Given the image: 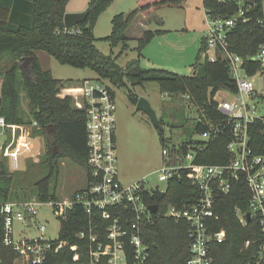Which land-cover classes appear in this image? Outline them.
I'll return each mask as SVG.
<instances>
[{
	"label": "trees",
	"instance_id": "16d2710c",
	"mask_svg": "<svg viewBox=\"0 0 264 264\" xmlns=\"http://www.w3.org/2000/svg\"><path fill=\"white\" fill-rule=\"evenodd\" d=\"M70 0H0V62L7 61L3 73L4 81L0 93V114L14 123L31 124L32 134L41 135L45 140V153L30 161L25 171H11L5 161L0 160V203L12 200H29L36 196L42 202L58 201L56 189L60 182L62 165L71 160L88 172V145L86 138V102L83 86L86 79H59L50 69L44 68L39 51L54 56L60 63L79 68H88L107 78L112 84L129 89V98L136 102L135 93L128 82L143 86L146 82L157 81L165 93H181L200 110L194 124L195 131L202 133L209 126L200 118L221 124L222 132L210 141H203L193 135L180 142L202 144L199 161L209 164L227 163L230 159L228 144L232 139L228 118L217 109L215 95L220 89L237 91V82L231 74L226 59L210 61L204 59L191 74H181L165 68L144 67L137 59L120 66L113 53L106 54L96 45L94 25L103 9L112 0H91L87 8L86 20L72 29L64 23L67 4ZM205 4L221 12L217 0H207ZM182 6L183 0H139L138 8L130 15L116 14L112 33L103 38L112 47L124 43L128 38L126 30L133 16L139 12H151L164 6ZM234 8L237 4H233ZM233 8V9H234ZM246 22H238L229 37L230 51L244 58V68L248 74L260 69L253 57L264 43V5L261 0L247 13ZM263 20V23L261 22ZM158 32V31H157ZM156 31L147 30L139 38L140 52L153 40ZM205 42L202 39V49ZM32 56L30 71L25 70L24 57ZM9 65V66H8ZM32 72V74H30ZM22 91L24 94L22 95ZM22 98L28 100L27 119L21 107ZM262 123L253 126V145L259 154H264V133ZM53 129L51 133L49 130ZM252 130V128H251ZM162 135L163 129L159 130ZM163 138V135H162ZM168 143V139L163 140ZM163 144V145H165ZM38 159V162L35 161ZM199 189L185 174L173 177L167 183V191L162 199L146 190L144 198L159 209L151 221L143 224V236L150 251V264H187L190 257L189 224L167 216L168 204L189 205L197 201ZM251 191L246 179L239 180L227 194H221L215 205L219 219L215 229L225 228L224 242L213 244V264H260L259 246L262 231L259 218L253 216L246 224L240 221L237 208L250 211ZM112 216L105 219L102 212L95 210L91 215L82 204L68 208L61 219L59 237L52 241L53 248L45 260L38 264H89L90 231L103 241H107V227L115 216H136L125 208H110ZM131 213V214H130ZM4 219L0 216V234ZM85 231L86 236L79 234ZM250 240L251 243L246 245ZM62 245L59 249V245ZM77 246V250L72 247ZM76 252L80 259L75 260ZM17 253L9 247L0 246V264H17ZM100 264H107L101 261Z\"/></svg>",
	"mask_w": 264,
	"mask_h": 264
},
{
	"label": "built area",
	"instance_id": "2783aa9c",
	"mask_svg": "<svg viewBox=\"0 0 264 264\" xmlns=\"http://www.w3.org/2000/svg\"><path fill=\"white\" fill-rule=\"evenodd\" d=\"M256 2L257 0H217L222 8L221 12L206 4L204 59H226L237 82V91L226 89L225 98H215L217 109L227 116V124L231 125L232 139L228 144L231 155L227 163L200 162L198 159L203 149L202 144L189 143L181 146L180 143L168 142L162 147L163 165L159 175L160 180L166 183L165 188L157 186L149 190L143 181L125 184L120 179L119 172L116 94L111 85L102 80H85L83 96L87 117L88 188L73 199L49 202H54L51 203L54 211L56 206L66 208L61 214H57L59 218L75 204H82L90 215L95 210L101 211L105 219L111 218V207L130 209L136 216L133 222L130 221V215L115 216L107 227V241L90 231L89 264H100L101 261H107V264H150V251L143 236V224L151 221L155 212L150 210L152 204L144 198V192L148 190L156 195V189L159 188L166 194L169 180L183 174L197 186L199 197L189 205L170 203L165 213L177 221L185 220L189 224L191 254L187 264L214 263L213 244L224 242L227 238L225 228L215 229L219 219L215 209L216 201L221 194L229 193L243 177L251 191L250 211L242 212L237 208V215L243 224L248 222V214L251 219L253 216L259 218L262 238L258 260L260 264H264V154L256 152L252 141L256 122L262 123L264 133V115L256 113L258 101L264 106V82L258 88L254 81L255 76L264 81V43L253 57L260 64V69L254 74H248L243 66L244 58L229 49L231 33L238 22L249 20L247 13ZM261 2L264 5V0ZM233 4L237 6L234 8ZM230 93L235 96H230ZM200 121L205 122L209 128L201 133L202 139L199 140L210 141L222 132V126L218 122L204 118H200ZM35 125L37 124L10 122L0 114V159H6L13 171L25 169L29 159L39 157L45 151L43 136L32 134V127ZM38 205L34 199L0 203V216L4 219L0 246L9 247L17 253V264L41 263L53 248L54 239L43 235H20L15 230V224L24 221L26 214H38ZM44 228L42 226V230ZM79 235L85 237L86 233L81 231ZM250 243L248 240L246 245ZM61 246L60 244L57 249ZM72 248L77 250V246ZM80 257V253L76 252L74 259L79 260Z\"/></svg>",
	"mask_w": 264,
	"mask_h": 264
},
{
	"label": "rangeland",
	"instance_id": "374dc122",
	"mask_svg": "<svg viewBox=\"0 0 264 264\" xmlns=\"http://www.w3.org/2000/svg\"><path fill=\"white\" fill-rule=\"evenodd\" d=\"M90 1L70 0L67 4V11L84 10L89 7ZM138 6L139 0H112L100 13L94 25L96 45L106 54L112 51L120 66H125L129 61L137 59L144 67L165 68L181 74H191L204 61L205 51L201 47L202 39L207 32L205 1L183 0L182 6H164L151 12L139 11L133 16L125 32L128 38L126 46H123L124 43H120L119 46L112 47L103 38L112 33L113 17L120 13L125 16L130 15ZM147 30H154L156 34L153 40L140 52L138 49L139 38L143 37ZM38 55H40L44 68L50 69L56 78L79 80L100 77L97 72L91 69L62 64L45 51H39ZM25 63L24 60L22 65ZM6 64L7 61L0 62V93L4 81L3 73L7 68ZM30 66L31 63L27 65L28 71H30ZM100 79L110 84L116 94L120 179L125 184L143 181L145 182L144 186L149 190L157 186L165 188L166 183L159 178L163 165L162 147L165 144L163 140L168 139V142L180 143L191 135L202 139L201 133L194 129L200 110L187 95L163 92L157 81L146 82L143 86H135L128 82L137 98V101L134 102L129 98L128 88L112 84L107 78ZM254 81L258 88L264 82L259 76H255ZM225 90L221 89L215 98L217 100L225 98L227 96ZM23 94L24 91H22ZM231 95L235 96L233 93H230ZM140 97H145L155 109L163 127V138L148 113L137 109ZM256 105V113L264 115V106L259 101ZM21 107L26 113L25 117L32 120L33 118L29 114L28 100L22 98ZM34 123L37 124L36 119H33L29 125H34ZM42 142L45 145L43 137ZM39 157L29 159L25 169L30 161ZM0 160L9 165L6 159ZM35 161L38 162V159ZM25 169H20V171L23 172ZM10 170L13 171L11 168ZM87 188L85 169L75 165L71 160H66L62 165L60 182L55 193L57 199L59 201L73 199L74 196ZM32 199L39 203L38 214L36 216L26 214L24 221H18L15 224L16 232L29 237L43 235L49 239H57L61 228V219L57 214H61L66 208L56 206L54 211V207L51 205L54 202H42L36 196H33ZM42 226H45L44 230H42Z\"/></svg>",
	"mask_w": 264,
	"mask_h": 264
},
{
	"label": "water",
	"instance_id": "95a60500",
	"mask_svg": "<svg viewBox=\"0 0 264 264\" xmlns=\"http://www.w3.org/2000/svg\"><path fill=\"white\" fill-rule=\"evenodd\" d=\"M251 2H253V0H251ZM88 16V12L87 11H81V12H66L65 13V17H64V23H65V27L67 29H72L75 26H77L78 24L84 22L86 20ZM33 57H24L23 60L26 61V63L24 64V68L25 70L27 69V65L31 63ZM137 109L139 110H144L145 112L148 113V115L150 116L151 120L153 121V123L159 128V130H162L163 127L160 123V119L158 118V115L155 111V109L151 106L150 102L145 98V97H140L138 102H137ZM53 131V129L49 130V133H51ZM165 195V192L160 190L159 188L156 189V196L158 199H162ZM158 209V204H152L150 205V210L152 212H156ZM248 219L250 220V214H248Z\"/></svg>",
	"mask_w": 264,
	"mask_h": 264
},
{
	"label": "crops",
	"instance_id": "0c3cea01",
	"mask_svg": "<svg viewBox=\"0 0 264 264\" xmlns=\"http://www.w3.org/2000/svg\"><path fill=\"white\" fill-rule=\"evenodd\" d=\"M68 11H70V12H81V11H87V8H85L84 10L82 9V10H68ZM67 11V12H68ZM40 56V55H39ZM86 182L88 183V179H87V172H86Z\"/></svg>",
	"mask_w": 264,
	"mask_h": 264
}]
</instances>
